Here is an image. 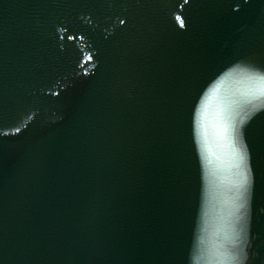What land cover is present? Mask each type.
<instances>
[{
  "label": "water",
  "instance_id": "obj_1",
  "mask_svg": "<svg viewBox=\"0 0 264 264\" xmlns=\"http://www.w3.org/2000/svg\"><path fill=\"white\" fill-rule=\"evenodd\" d=\"M246 69L264 0H0V264H264Z\"/></svg>",
  "mask_w": 264,
  "mask_h": 264
},
{
  "label": "snow or ice",
  "instance_id": "obj_2",
  "mask_svg": "<svg viewBox=\"0 0 264 264\" xmlns=\"http://www.w3.org/2000/svg\"><path fill=\"white\" fill-rule=\"evenodd\" d=\"M185 2H187V0H185ZM245 71L248 75V78L256 84L255 91L264 94V73L254 71L252 69H246Z\"/></svg>",
  "mask_w": 264,
  "mask_h": 264
}]
</instances>
